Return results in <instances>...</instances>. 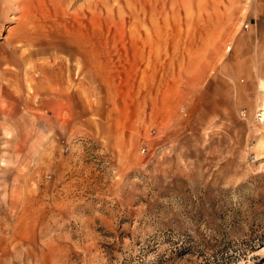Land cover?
<instances>
[{"label": "rangeland", "instance_id": "obj_1", "mask_svg": "<svg viewBox=\"0 0 264 264\" xmlns=\"http://www.w3.org/2000/svg\"><path fill=\"white\" fill-rule=\"evenodd\" d=\"M258 5L0 0V264H264Z\"/></svg>", "mask_w": 264, "mask_h": 264}, {"label": "crops", "instance_id": "obj_2", "mask_svg": "<svg viewBox=\"0 0 264 264\" xmlns=\"http://www.w3.org/2000/svg\"><path fill=\"white\" fill-rule=\"evenodd\" d=\"M257 2L260 4L258 6H260V8L258 7V9L255 11L257 17L259 16L260 13L264 12V0H257ZM256 15H254L256 17ZM256 23H254L255 25ZM10 141V140H9Z\"/></svg>", "mask_w": 264, "mask_h": 264}, {"label": "bare ground", "instance_id": "obj_3", "mask_svg": "<svg viewBox=\"0 0 264 264\" xmlns=\"http://www.w3.org/2000/svg\"><path fill=\"white\" fill-rule=\"evenodd\" d=\"M54 1V0H53ZM56 2H58V0H55Z\"/></svg>", "mask_w": 264, "mask_h": 264}]
</instances>
